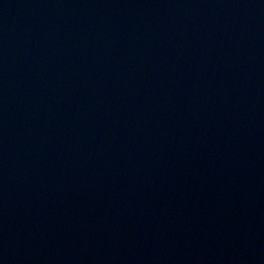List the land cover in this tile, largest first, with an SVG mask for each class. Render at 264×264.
Segmentation results:
<instances>
[{"label":"water","instance_id":"water-1","mask_svg":"<svg viewBox=\"0 0 264 264\" xmlns=\"http://www.w3.org/2000/svg\"><path fill=\"white\" fill-rule=\"evenodd\" d=\"M0 264H264V0H0Z\"/></svg>","mask_w":264,"mask_h":264}]
</instances>
